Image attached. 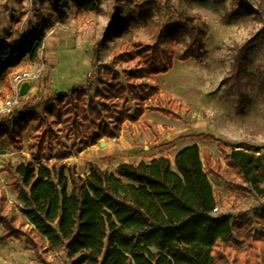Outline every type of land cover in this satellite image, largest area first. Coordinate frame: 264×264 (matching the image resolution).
I'll return each mask as SVG.
<instances>
[{
    "label": "trees",
    "instance_id": "16d2710c",
    "mask_svg": "<svg viewBox=\"0 0 264 264\" xmlns=\"http://www.w3.org/2000/svg\"><path fill=\"white\" fill-rule=\"evenodd\" d=\"M64 2L51 0L58 21L66 17ZM81 9L93 11L95 3ZM175 28L179 25L162 30L171 34ZM190 32L191 43L177 55L178 61L198 60L203 52L204 31L191 28ZM44 34L45 28L31 29L16 45L8 34L2 37L0 83L7 85L10 71L25 59L36 58ZM162 38L160 32L153 44L122 45L105 68L102 91L91 95L89 89L86 94L87 85L72 89L67 103L62 97L36 95L25 103L23 111L10 117L11 125L2 128L1 136L16 148L20 133L30 122L35 125L28 144L30 158L22 155L17 163L3 165L22 218L6 204L0 188L2 241L15 239L44 255L48 249H60L68 264H264V210L253 214L259 226L255 233L248 230V237H242L240 230L251 227L252 221L228 213L213 215L220 203L209 181V175L219 180L230 172L234 187L264 199V147L221 143L218 152L223 171L220 160L211 158L208 150L201 152L196 144L179 150L173 167L166 157L104 170L92 162L81 176L74 167L50 162L51 154L47 156L53 152L52 142L61 144L57 133L81 141L94 131L91 141H95L116 137L125 118L137 121L144 103L160 91L147 82L173 67L171 55L159 45ZM254 42H246L234 58L231 73L237 85L244 55ZM121 66L127 69H119ZM164 101L171 104L166 94L162 104ZM133 102L136 110L131 117L125 107ZM39 108L42 120L36 113ZM156 112L170 116L173 111L162 107ZM47 121L51 128L60 127L58 132L46 131ZM79 144L90 145L88 140Z\"/></svg>",
    "mask_w": 264,
    "mask_h": 264
},
{
    "label": "rangeland",
    "instance_id": "374dc122",
    "mask_svg": "<svg viewBox=\"0 0 264 264\" xmlns=\"http://www.w3.org/2000/svg\"><path fill=\"white\" fill-rule=\"evenodd\" d=\"M89 2L95 3V9L82 10L81 6ZM64 3L66 17L58 21L52 11L51 0H0L1 40L8 34L10 42L16 45L31 29L45 28V40L36 58H27L16 70L10 71L7 85L0 83L1 108L4 100L11 96L12 79L18 73H28L34 81L16 106L0 114V188L6 196V204L13 207L19 219L22 217L15 208L17 195L10 186L3 165L7 161L17 163L22 155L30 158L28 144L34 134L35 123L30 122L20 133V146L16 148L6 136H1L2 128L11 125L10 117L23 111L25 103L36 95L55 99L62 97L67 103L72 97V89L87 85L86 94L102 91L100 83L106 80L105 68L111 64L120 47L131 43L153 44L160 32L163 38L159 45L167 50L174 62L170 70L159 75L158 82L160 89L172 100L171 104L166 101L162 104L163 97L159 91L144 103V112H156L162 107L172 110L166 117L173 125L164 127L165 132L169 129V133L171 130L176 136L186 135L182 140L184 143L195 142L201 152L208 150L211 158L220 160L222 171L225 165L218 152L221 143L264 147V0H65ZM174 25H179L174 33L167 34L162 30ZM191 28L204 31L203 52L198 60L178 61L177 55L184 53L191 43ZM249 41H255V45L244 55L237 85L231 73L234 58L238 49ZM147 83L157 85L155 80ZM125 109L132 117L136 105L130 103ZM36 113L39 119L44 118L41 108L36 109ZM141 116L134 122L125 118L113 138L105 136L91 141L95 136L91 131L88 139L81 137L79 141L66 138L63 132L57 133L61 144L52 142L53 152H48L47 156L51 154L50 162L74 167L76 174L81 176L88 163L100 161H90L93 156L85 153L88 152L85 148L94 146L95 150L101 151L99 143L114 144L121 136H127L133 143L138 142L139 154L149 159L143 147H148L161 136L151 126L146 131L139 123ZM49 128L51 122L47 121L44 129L48 131ZM58 128L51 129L58 132ZM133 134H136L134 138ZM86 140L89 146L79 144ZM163 155L173 167L172 154L166 152ZM209 181L220 203L218 214L228 213L236 219H250L251 227L240 230L242 237L247 238L249 231L255 233L259 226L253 214L264 210V199H256L234 187L230 172L219 180L209 175ZM222 204L225 205L222 207ZM2 232L0 225V235ZM44 247L47 248L46 243ZM0 264L68 262L60 249H48L44 255L40 250L33 252L24 242L0 239Z\"/></svg>",
    "mask_w": 264,
    "mask_h": 264
},
{
    "label": "crops",
    "instance_id": "0c3cea01",
    "mask_svg": "<svg viewBox=\"0 0 264 264\" xmlns=\"http://www.w3.org/2000/svg\"><path fill=\"white\" fill-rule=\"evenodd\" d=\"M158 78L159 75L155 76L153 80H155L159 87ZM160 92L162 94L160 95L161 98L165 94L170 97V95L167 94L164 90L160 89ZM139 123L144 125L143 127L146 131L148 130V126L153 127L158 133H160L161 136V138H155L153 143H149L148 147H143L146 151V156L149 157V159H144L143 156L139 154L138 148L136 146L138 145L137 141L133 143V140L131 138L127 136H121L119 142L114 144H111L109 142H104V144L99 143L98 145L102 149L101 151L95 150L94 146L85 148L84 150L88 151L85 153H89V155L94 157H92V160L90 161L99 159V163L95 162V164H97V166L99 167L102 165L103 167L100 168L103 170L111 167L115 168L121 163L132 165L139 162H149V160H151L152 158H164L165 156L163 155V153L166 152L172 154L170 160L173 161V157L176 155V153H178L179 150L196 144L195 142L192 144L184 143V141L182 140L186 139V135L176 136L175 134L171 133V130L169 133V129L165 132L163 128L166 126H172L173 123L170 121L169 117L158 114V112H153L150 110L145 111L141 116ZM135 136L136 134H133L132 137L134 138Z\"/></svg>",
    "mask_w": 264,
    "mask_h": 264
},
{
    "label": "built area",
    "instance_id": "2783aa9c",
    "mask_svg": "<svg viewBox=\"0 0 264 264\" xmlns=\"http://www.w3.org/2000/svg\"><path fill=\"white\" fill-rule=\"evenodd\" d=\"M12 80L13 82L11 84V96L7 100H4V102L2 103L0 114H2L4 111H10L12 107L16 106L19 103V100L23 97L18 94L19 86L22 83H27L30 89L34 82L28 73H18L17 76ZM212 214L218 215V209H214Z\"/></svg>",
    "mask_w": 264,
    "mask_h": 264
},
{
    "label": "water",
    "instance_id": "95a60500",
    "mask_svg": "<svg viewBox=\"0 0 264 264\" xmlns=\"http://www.w3.org/2000/svg\"><path fill=\"white\" fill-rule=\"evenodd\" d=\"M2 40L0 39V42ZM29 90V85L27 83H22L20 86H19V89H18V94H20L21 96H26V93L28 92Z\"/></svg>",
    "mask_w": 264,
    "mask_h": 264
}]
</instances>
